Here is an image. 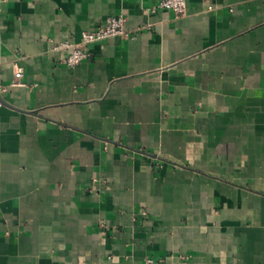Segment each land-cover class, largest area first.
Here are the masks:
<instances>
[{
  "label": "crops",
  "instance_id": "1",
  "mask_svg": "<svg viewBox=\"0 0 264 264\" xmlns=\"http://www.w3.org/2000/svg\"><path fill=\"white\" fill-rule=\"evenodd\" d=\"M159 1L0 0V264H264V0Z\"/></svg>",
  "mask_w": 264,
  "mask_h": 264
},
{
  "label": "built area",
  "instance_id": "2",
  "mask_svg": "<svg viewBox=\"0 0 264 264\" xmlns=\"http://www.w3.org/2000/svg\"><path fill=\"white\" fill-rule=\"evenodd\" d=\"M158 10L172 11L177 18H182L188 12L187 0H160L149 11L155 13ZM126 22V18L121 15L110 17L106 20L104 25L93 30L82 32L81 41L79 43L63 41L53 44L51 50L53 53H62L60 62L63 65L70 68L76 67L90 58L88 46L93 43L103 42L115 37L134 39L133 35L126 29ZM23 77V69L17 66L14 72V82L10 85H5L0 82V108L4 105L3 96L9 91V88L23 85L21 81ZM144 264H155V261L148 258Z\"/></svg>",
  "mask_w": 264,
  "mask_h": 264
}]
</instances>
